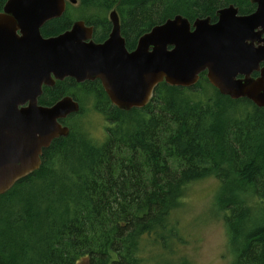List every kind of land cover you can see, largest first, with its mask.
I'll use <instances>...</instances> for the list:
<instances>
[{"label": "trees", "instance_id": "trees-1", "mask_svg": "<svg viewBox=\"0 0 264 264\" xmlns=\"http://www.w3.org/2000/svg\"><path fill=\"white\" fill-rule=\"evenodd\" d=\"M7 1L0 0V12ZM79 1L84 10L72 13L68 2L42 35L56 37L82 20L101 43L112 29L106 13L115 9L132 51L176 16L215 23L221 9L249 15L257 8L251 0ZM210 85L206 73L192 88L161 83L148 105L130 111L115 107L99 81L44 87L41 106L72 96L81 109L61 121L69 135L44 150L41 167L0 195V264H188L150 259L145 244L175 241L172 215L188 187L207 178L220 184L216 201L234 264H264V109L212 85L211 93ZM85 102L109 123L102 145L68 124L86 114Z\"/></svg>", "mask_w": 264, "mask_h": 264}, {"label": "water", "instance_id": "water-1", "mask_svg": "<svg viewBox=\"0 0 264 264\" xmlns=\"http://www.w3.org/2000/svg\"><path fill=\"white\" fill-rule=\"evenodd\" d=\"M68 2L76 4L8 0L0 12V195L37 171L44 150L69 135L61 121L78 114L79 103L68 96L51 107L39 104L43 88L56 82L99 81L115 107L130 111L148 105L161 83L192 88L206 73L221 95L264 109V0H251L257 8L249 15L234 6L221 9L215 23L168 19L142 35L132 51L115 9L103 43L81 20L45 38L42 28L61 18Z\"/></svg>", "mask_w": 264, "mask_h": 264}, {"label": "rangeland", "instance_id": "rangeland-1", "mask_svg": "<svg viewBox=\"0 0 264 264\" xmlns=\"http://www.w3.org/2000/svg\"><path fill=\"white\" fill-rule=\"evenodd\" d=\"M71 9L72 13L84 10L79 0L72 4ZM112 10L107 11L108 17ZM208 89L211 93L214 92L211 85ZM91 108L92 105L85 102L86 114L68 124L72 126L71 124L76 122L96 143L102 145L106 140V128L109 123L103 115ZM219 189V181L215 178L191 184L186 191L182 207L172 215V223L177 226L175 241L165 242L163 247L159 244H145L146 257L152 259L160 256L169 262L183 261L188 264H234L237 261V252L231 245L229 227L217 205ZM148 264H152L151 261ZM160 264H164L163 260H160Z\"/></svg>", "mask_w": 264, "mask_h": 264}, {"label": "flooded vegetation", "instance_id": "flooded-vegetation-1", "mask_svg": "<svg viewBox=\"0 0 264 264\" xmlns=\"http://www.w3.org/2000/svg\"><path fill=\"white\" fill-rule=\"evenodd\" d=\"M110 33H111V31L109 32V35H108V37L106 38V40L109 38V36H110ZM106 40H105V41H106ZM105 41H103V42H105ZM103 42H101V43H103Z\"/></svg>", "mask_w": 264, "mask_h": 264}, {"label": "bare ground", "instance_id": "bare-ground-1", "mask_svg": "<svg viewBox=\"0 0 264 264\" xmlns=\"http://www.w3.org/2000/svg\"><path fill=\"white\" fill-rule=\"evenodd\" d=\"M40 99V98H39ZM40 104V103H39Z\"/></svg>", "mask_w": 264, "mask_h": 264}]
</instances>
